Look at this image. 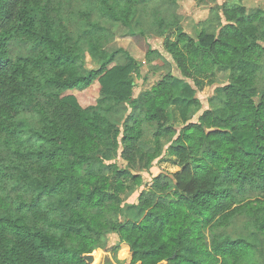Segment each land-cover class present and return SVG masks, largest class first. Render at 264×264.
<instances>
[{
  "label": "trees",
  "instance_id": "16d2710c",
  "mask_svg": "<svg viewBox=\"0 0 264 264\" xmlns=\"http://www.w3.org/2000/svg\"><path fill=\"white\" fill-rule=\"evenodd\" d=\"M178 1L0 0V264H88L97 250L118 264H264V16L210 0L192 35ZM117 27L153 32L177 72L150 47L142 61L109 51ZM146 64L163 71L135 95ZM216 69L228 81L203 109L195 89ZM94 81L96 105L64 96ZM147 125L154 144L139 145ZM160 157L177 170L147 182ZM136 192V218L119 222Z\"/></svg>",
  "mask_w": 264,
  "mask_h": 264
},
{
  "label": "rangeland",
  "instance_id": "374dc122",
  "mask_svg": "<svg viewBox=\"0 0 264 264\" xmlns=\"http://www.w3.org/2000/svg\"><path fill=\"white\" fill-rule=\"evenodd\" d=\"M216 4L219 6L223 5L224 3H227L228 5L235 4L237 2H241L243 5L249 7V8H258L259 12L264 16V9L263 4L264 0H215ZM214 4L212 1H202V0H179L178 1V9H176V14L178 16H181L180 24L183 27V30L191 33L194 35L199 30V27L197 24L204 20L209 12V8L213 7ZM152 7V3H151ZM170 13V12H169ZM151 15V14H148ZM115 37L114 40L111 41L107 49L109 51H114L117 49H122L125 51L129 56L135 58L138 61L144 60V55L150 47L151 49H155L158 52H160L161 57L157 60H154L152 63L153 65H168L171 64L172 70L176 73L177 70L175 66L173 65V62L171 58L167 55V53L164 51L163 48V40L159 37H157L153 32H145V34L141 36H131L129 35L128 31H126L123 27H117L114 30ZM126 60V56L123 54H119L116 58L117 64H122ZM85 64L88 69H94L96 65H94L92 62H90V59L86 57ZM163 71V70H162ZM159 71L155 75L151 74V71H148V66H143L141 70V74L146 75L148 73V79L147 82H144L141 80V78H138L134 76L136 88H135V95H137L142 89H147L150 87L153 83H155L159 76L161 75V72ZM229 77V71L227 70H221L216 69L213 73L204 76L199 82V86L197 89V97L200 99L203 105V109H206L208 106L207 99L213 94L214 88L224 85L227 83ZM191 91V90H190ZM66 95H72L76 98L79 105L82 108H87L89 106L96 105L97 101L104 95L102 92L99 84L97 81H94L87 90H77L74 89L72 91L64 92V96ZM192 104V102H191ZM170 121L173 122V126H176L177 130L183 128V126L186 124L185 120H183L182 116L176 112L175 109H172L169 112ZM197 118V114H192L190 116L189 121H195ZM118 122V121H115ZM153 127L151 125H147V136L142 137L139 140V145H145V144H154L153 140ZM148 138V139H147ZM238 138L244 147L246 151H251L252 144L251 139L248 134H238ZM161 146L163 147L162 150H164V147L166 145V138H161ZM161 150V151H162ZM120 165H124L123 162L119 160ZM177 170L176 166L172 163L171 160L164 161L163 158H159L154 162L153 168L148 173H143V177L147 182H150V180L157 176L158 174H172ZM137 196L138 192L132 194L122 205V212L119 217V222L125 223L127 220H133L136 217L132 216V213H136L135 208L137 204ZM129 218V219H128ZM131 218V219H130ZM236 223V222H235ZM234 223V224H235ZM239 223H236L234 226H238ZM230 232H234V227L232 226L230 229ZM110 242L116 243L117 242V236L115 234L109 235ZM207 240L208 243H210V236L207 233ZM107 253H110L107 254ZM107 254V256H106ZM114 254L112 252H105L103 250L96 251L90 257L87 258L88 264H118L117 261L114 259Z\"/></svg>",
  "mask_w": 264,
  "mask_h": 264
},
{
  "label": "crops",
  "instance_id": "0c3cea01",
  "mask_svg": "<svg viewBox=\"0 0 264 264\" xmlns=\"http://www.w3.org/2000/svg\"><path fill=\"white\" fill-rule=\"evenodd\" d=\"M175 107H176L175 105H172V106L169 108V110H170V109H175ZM97 251H101V250H97ZM107 254L110 255V253H107ZM107 254H106V256H107ZM112 259L114 260V258H112ZM114 264H115V263H114Z\"/></svg>",
  "mask_w": 264,
  "mask_h": 264
},
{
  "label": "water",
  "instance_id": "95a60500",
  "mask_svg": "<svg viewBox=\"0 0 264 264\" xmlns=\"http://www.w3.org/2000/svg\"><path fill=\"white\" fill-rule=\"evenodd\" d=\"M89 257H90V255H89ZM87 258H88V256L86 257V261H87Z\"/></svg>",
  "mask_w": 264,
  "mask_h": 264
}]
</instances>
